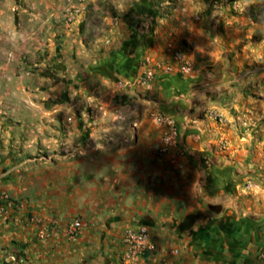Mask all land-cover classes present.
<instances>
[{
	"label": "crops",
	"instance_id": "crops-1",
	"mask_svg": "<svg viewBox=\"0 0 264 264\" xmlns=\"http://www.w3.org/2000/svg\"><path fill=\"white\" fill-rule=\"evenodd\" d=\"M60 1L59 14L77 7L82 17L74 0ZM195 9L185 5L179 22L161 19L117 58L97 53L87 72L83 55L46 57L59 75L78 76L71 86L90 98L78 105L96 107L97 95L117 92L125 112L31 118L4 130L0 152L23 159L0 165V193L13 202L0 219V264H130L123 237L142 224L155 249L140 264H264V2L214 35L191 18ZM42 22L40 30L49 20ZM171 44L194 72L159 74L151 89L138 88L145 60L171 62ZM12 58L8 52L3 71ZM68 62L71 72L61 64ZM159 113L180 132L163 155ZM75 220L83 229L71 239Z\"/></svg>",
	"mask_w": 264,
	"mask_h": 264
},
{
	"label": "rangeland",
	"instance_id": "rangeland-1",
	"mask_svg": "<svg viewBox=\"0 0 264 264\" xmlns=\"http://www.w3.org/2000/svg\"><path fill=\"white\" fill-rule=\"evenodd\" d=\"M263 2L264 0H74L73 4L80 6L83 11L82 17H78L75 13L77 7L62 9L59 14L55 8L61 5L60 0H0V147L7 139L4 130L9 126L20 128L26 119L49 116L106 117L111 114L119 116L125 112L122 106L126 100L117 92L97 95L96 107L84 103L78 105L79 101L90 99L86 89L78 92L76 87L71 86L74 85L72 80L76 81L78 76H70V73L59 75L56 70L58 63L45 66V59H57L63 54L70 56L71 53L83 55L82 58L85 59L80 67L87 72L91 70V59L97 53L111 54L117 58L119 52L131 46L138 47L141 38L152 34L161 19L174 15L175 21L182 20L181 10L187 4L196 7L191 18L204 22L205 27L214 35L219 33L223 23L229 19H248L252 15L251 8ZM46 5L50 6L51 12H42V6ZM69 18L72 20L69 21ZM43 19L49 20L46 23L48 27L40 30V26L44 24ZM42 40L47 42L46 47L40 45ZM8 52L15 53V58L9 61L13 65L11 70L5 72L2 69L8 66L5 61ZM61 64L70 69V72L74 68L71 62ZM115 66L120 67L121 61ZM107 104H111L113 109H103ZM9 123L12 124L8 125ZM32 127L36 129L33 133L42 134L38 130L40 126ZM63 128L67 129L66 126ZM8 138L16 140L17 136L13 134ZM35 143L46 150L54 145L38 141ZM9 159L20 161L23 158H9L7 154L0 152V165H4Z\"/></svg>",
	"mask_w": 264,
	"mask_h": 264
},
{
	"label": "built area",
	"instance_id": "built-area-1",
	"mask_svg": "<svg viewBox=\"0 0 264 264\" xmlns=\"http://www.w3.org/2000/svg\"><path fill=\"white\" fill-rule=\"evenodd\" d=\"M72 19L69 18V21ZM171 48V62H151V60H145V68L136 80V85L143 89H151L159 74L165 75H191L194 72L193 66L187 60L183 50L174 47ZM213 117L216 120L224 121V118L219 113H213ZM156 123L165 128V134L163 137V143L157 149V152L161 155L170 152L171 148L177 143L180 132L177 128L174 120L164 114H156ZM246 125V124H245ZM13 202L9 195L6 193H0V219L4 221L8 220L6 215V207L12 205ZM83 223L80 220H75L68 231L71 239H76L82 233ZM123 257L130 264H140L146 260L149 255L154 251L155 247L151 242L149 228L142 224L138 228L127 231L123 237Z\"/></svg>",
	"mask_w": 264,
	"mask_h": 264
}]
</instances>
